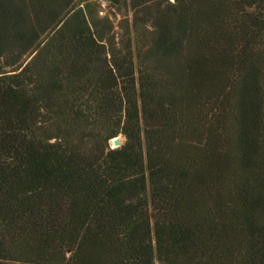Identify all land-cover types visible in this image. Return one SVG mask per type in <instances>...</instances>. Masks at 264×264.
<instances>
[{
    "label": "trees",
    "instance_id": "1",
    "mask_svg": "<svg viewBox=\"0 0 264 264\" xmlns=\"http://www.w3.org/2000/svg\"><path fill=\"white\" fill-rule=\"evenodd\" d=\"M118 2L0 0V264H264V0Z\"/></svg>",
    "mask_w": 264,
    "mask_h": 264
},
{
    "label": "rangeland",
    "instance_id": "2",
    "mask_svg": "<svg viewBox=\"0 0 264 264\" xmlns=\"http://www.w3.org/2000/svg\"><path fill=\"white\" fill-rule=\"evenodd\" d=\"M93 2H95L98 6V16L99 17L109 16L111 18V20H113L114 25H115L114 30H115L118 38H119L120 35L125 30V26L127 24L126 20L128 17L131 16V11H129V9L127 10L124 7L120 11L117 7L119 5L118 0H93ZM102 4H104L105 7H103ZM101 8L104 9L103 14L100 13ZM128 13H129V15H128Z\"/></svg>",
    "mask_w": 264,
    "mask_h": 264
},
{
    "label": "water",
    "instance_id": "3",
    "mask_svg": "<svg viewBox=\"0 0 264 264\" xmlns=\"http://www.w3.org/2000/svg\"><path fill=\"white\" fill-rule=\"evenodd\" d=\"M111 142H112V147H119L121 145L120 136L113 138Z\"/></svg>",
    "mask_w": 264,
    "mask_h": 264
},
{
    "label": "built area",
    "instance_id": "4",
    "mask_svg": "<svg viewBox=\"0 0 264 264\" xmlns=\"http://www.w3.org/2000/svg\"><path fill=\"white\" fill-rule=\"evenodd\" d=\"M102 6H103V7H105V5H104V4H102ZM100 13H101V14H103V13H104V9H103V8H101V9H100Z\"/></svg>",
    "mask_w": 264,
    "mask_h": 264
}]
</instances>
